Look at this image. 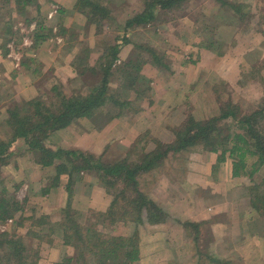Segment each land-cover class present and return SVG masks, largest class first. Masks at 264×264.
I'll use <instances>...</instances> for the list:
<instances>
[{
    "label": "rangeland",
    "instance_id": "rangeland-1",
    "mask_svg": "<svg viewBox=\"0 0 264 264\" xmlns=\"http://www.w3.org/2000/svg\"><path fill=\"white\" fill-rule=\"evenodd\" d=\"M93 1L99 2V4L105 6L106 9L109 10L110 18L108 21H104L103 26L100 28H96L94 24L88 26L87 18L75 9L76 0H53L52 2H48V0L37 1V5L38 2H43L44 6H46L47 3L52 4L50 6L52 12L48 13L47 18H51L52 15L56 14L59 10L64 12L60 17L62 20L58 28H52V37H50L51 41H49V44L53 46L51 47L53 64L55 60L59 62L58 71H56V76L49 74L46 75V78L42 77L45 79H41L40 82H38L39 86L37 85L38 87H35V94H32V96L34 95L33 98L22 99V96H20L19 101L8 99L5 105L4 116L0 117V141H6L10 134L11 128L7 124V120L9 119L7 110L14 108L16 106L15 104L18 103L17 105L19 106L16 107H19V110L23 106V102L26 103L36 99L40 100L43 105H49L52 101L55 102V92L52 91L53 87L58 88L65 97L78 95V93H89V87L92 88L100 82L101 77L99 76L101 72L97 70L99 72L96 76H89L86 74L88 72H84V77H79L77 75L78 70L73 64L75 58L77 56L82 57L84 52L86 53V51H88L90 53L89 61L92 65L96 62L100 53H104V50L116 44L120 45L119 57L115 62V65L118 66L122 65L124 60L128 59L130 56L133 57V60H135V58L147 59L148 61L153 59L148 53H141L138 50H134L135 44L147 46L157 53V56L163 62L165 68L155 67L151 63H147L142 67V75L150 80L152 92L147 94L143 102L135 103L129 108L125 107L121 109L122 114L119 116H117L118 110L109 105L101 112L103 115L102 117L100 115L96 116V121L92 122L84 119L73 123L71 131L64 137H55V139H53L50 137L52 133L44 143L50 150L59 148L64 150H80L90 153L86 150V146H83L86 143L83 142V140L90 138L92 142L95 137H98L96 139L98 140L101 133H103L99 141H101V143L106 141L107 143L104 153L101 155L91 154L94 157H100L104 164H112L130 154V151L134 150L135 139L142 134L144 135L146 131L148 132L146 138L148 142L144 144L142 154L144 152H151L154 149V142L171 144L174 141L175 130L181 126L186 117L192 116L200 121L217 115L219 111L215 98L216 88L217 90L220 89L219 91H221L224 101L229 98L234 104L241 105L243 110L248 105H252L253 107H258L260 105L261 100L257 96L259 95L258 89H261V91L263 90L264 94V88L262 89L260 87L261 81L258 79L256 72L261 70L260 67H262V62L264 63V56L261 50L264 47L259 46L258 48H254V45L257 43L256 40L250 42L251 45L249 44L250 46L246 48V51H243V56L237 60L238 62H236L234 69L236 72L238 71V74L233 75V78L237 77L235 79L232 78L233 82L232 80H228L230 83L226 80H222L214 70L213 65L217 61L225 60L224 58L228 56V52L230 54H235L236 51L233 50L234 47L230 45L233 39H235V43H237L239 35H241L239 39L241 40L243 34L247 33L248 35L250 32H256L255 28L253 30V27L245 31L242 30L241 27L228 28L215 25L213 23L215 20L214 16H216V11L219 8V3H217L216 0H187L171 10L165 11L156 9V20L151 22L150 25L129 29L124 28L125 22L141 13L149 0ZM242 1L247 2L254 11V17L251 19L252 26L256 27L257 31H260V29L264 30V24L259 27L256 25L258 21H260V24L262 23L261 17L264 16V0ZM9 6L10 5H0V9H2L1 18L8 15ZM35 6L36 5L32 7L35 8ZM28 9L27 13L29 11V14H27V18H25V16L21 17L25 19V21L21 20V22L19 24L16 23L17 25L14 27L16 30L14 31L16 33L13 39L16 43H14V46L20 49V52L22 47L27 46L25 41L27 43L34 42V34L31 32V27H36L37 23L40 21H47H43L39 16L34 17L32 13L35 11H30ZM26 20L30 21L26 23ZM61 27L64 29V34L60 31ZM0 29L2 33L3 28ZM257 33L258 32H256V34ZM211 34H214L213 37L215 39L223 40L225 46L223 50L225 51L222 55H218L216 52L208 50L207 48H197L195 46L201 43L202 40L205 42L208 41V37L211 36ZM0 38L2 39L1 46L3 47L6 43V35ZM17 39L21 40L20 43H18ZM122 39L125 40V43H123L124 40ZM204 51L208 53V57L202 59V56L199 54ZM70 64L75 71L72 77H69L67 74L70 69ZM84 65L86 66V64ZM84 65L83 67L79 66V71L84 68ZM260 73L264 75V70L262 69ZM119 84L120 81L118 76H113L109 84L111 91L114 92ZM227 85L230 87L229 89H231V91H229V89L228 91L226 90L225 86ZM118 93V95H121L120 92ZM15 94L17 95V93ZM11 97L12 95L10 94V98ZM134 108L139 109V112L135 113L133 110ZM115 125H118L120 130H115ZM149 126H151L150 130L146 128ZM68 128L69 127L54 133L66 131ZM163 133L164 136L166 135L165 137L160 136V134ZM80 143H82V145ZM142 146L143 144L138 147L141 148ZM135 150L138 149L136 148ZM9 153L10 155L5 159L6 164L0 167V182H2L0 183V199H5L10 204L14 201L20 205L22 204V211L15 214V218L0 222V233L23 237L26 246H30L31 249L36 252V264H58L65 257L73 256L74 248L64 243L62 230L54 225H59L63 222L65 215L64 211L68 205L70 214L78 224L90 229L96 228L104 237L109 235L111 237L126 238L134 232L135 226L129 219L126 222L117 221L113 225L107 222H103L102 224L103 218L97 220L96 215L104 214L110 207V204L105 211L101 212L86 209L88 206H85L80 198L75 197L77 193L74 194L73 187L70 195L66 193L67 202L65 206L63 201L61 208L55 209L53 204L49 202V198H45L46 195H42L41 192L47 185H50V179L55 175L54 168H43L36 164L37 161L34 155L28 150L27 146H25L23 140H21L20 144H14L13 147L11 146ZM198 154L200 155V152L199 149L196 148L189 152L171 155V159L166 160L165 164L158 168L155 174H153L154 172L151 173V175H155V180L164 177L165 181L161 182L156 187L155 192H152V182L142 177L140 185L141 191H143L145 195H149L151 199H155L154 201L160 203L165 211L172 215L177 214L175 209L181 213L184 212L185 215H191L193 209L191 205L190 209H187L188 197H191L196 191H202L201 189H205L206 196L211 199V203L218 204V198L213 197L216 196L217 193H214L213 189L206 185L205 188H198V186L200 187V185L203 184L202 182L200 183L199 180L203 177V182L207 179L208 183H223L228 185V180H230L228 170L232 162L227 157V159H229L228 162H224L225 164H218L219 169L215 175L214 171L209 170L210 168L208 166L207 169H202L198 172L194 170L195 165L200 159ZM211 154L212 155L209 157L212 159L206 161L208 165H210L213 159H216L215 156H218V153ZM130 156H132L133 159H137V156L134 158L133 154ZM252 162L253 160H250L249 164ZM220 167L223 169L220 170ZM32 169H37L39 174L36 175V172L31 174L30 172ZM84 174L88 175L87 182L94 181L98 187L104 190L101 187L102 185L99 184L96 176L92 173L87 174L81 172L73 174L71 180L74 184L77 181L81 182ZM68 178L69 177L65 174L61 175L58 185L64 184L66 186ZM180 183L184 185V191H179L178 193L171 190L178 185L181 186ZM167 186H170L171 189L164 192ZM77 189L79 192L82 191V187L80 186H78ZM176 190L178 191V188H176ZM94 199H96V197H93V201ZM179 200H185V203H181ZM160 201H164L165 203ZM110 202L111 198L109 197V203ZM176 202L177 206L174 205ZM215 204L212 205L215 206ZM51 208L55 210V212L52 213L53 215L42 214L44 212L51 213ZM212 208L213 207L209 210H212ZM214 209L212 212L222 211V209L218 207H214ZM94 225H96V227H94ZM162 228L152 227L151 230L144 231L141 234L139 233L140 249L143 248L145 256L143 263L148 264L149 260L147 256L153 253L152 243L157 241L163 242V239L167 240L170 238L167 235L168 233L164 235L163 232H160ZM34 234H37L38 237H34ZM172 239H177L175 233L172 234ZM204 241L205 235L203 233L200 239L201 248L203 247ZM178 246L181 248L176 250L180 256L178 257L179 260L182 259L186 264H194L195 258L192 256L194 253V245L192 240L187 238L185 232H182L179 237ZM157 250L158 249H156L155 252ZM156 253H160V251ZM165 253V258L162 261L169 263L170 259L167 257V250ZM59 254L60 257L58 261L52 263V257H57ZM161 257H163V255H161ZM234 262L238 264L241 263L236 259ZM149 264H152V261L149 262Z\"/></svg>",
    "mask_w": 264,
    "mask_h": 264
},
{
    "label": "trees",
    "instance_id": "trees-1",
    "mask_svg": "<svg viewBox=\"0 0 264 264\" xmlns=\"http://www.w3.org/2000/svg\"><path fill=\"white\" fill-rule=\"evenodd\" d=\"M37 1L0 0V5H13L17 13L26 15L29 7L34 5L38 7ZM52 1L48 0V2ZM185 1L187 0H149L141 13L125 22L124 28L148 26L156 20V9L171 10ZM216 2L219 3V8L214 16L215 25L228 28L241 27L245 31L253 27L264 37V30L257 31L251 24L254 11L247 2L242 0H216ZM75 9L87 18L88 26L94 24L96 28H100L104 21L110 18L109 10L97 1L76 0ZM261 19L262 23L258 21L257 27L264 24V16ZM60 31L64 34V29ZM213 36L214 34H211L208 41L202 40L195 46L207 48L222 55L225 51L223 50L224 42ZM39 41L41 36L36 32L33 44L37 45ZM235 44L233 39L230 45L234 47ZM134 50L148 53L153 59L148 61L135 58L133 60L130 56L122 65H115L120 53V45L116 44L104 50V53H100L94 65H91L90 53L86 51L82 57L77 56L73 64L78 70L79 77H84V72H88L86 74L89 76H96L99 71L101 72L100 82L92 88L89 87V93L65 97L58 88L53 87L55 102L43 105L36 99L26 103L21 102L23 106L20 110L16 107L19 106L18 103L14 108L7 110L9 116L7 124L11 131L6 141H0V167L6 164L5 159L10 155L11 146L23 140L25 146L34 155L36 164L43 168L53 167L55 170V175L50 179V185L41 191L42 195H47L52 189H56L59 186V178L63 174L69 177L65 190L70 195L74 185L71 176L81 172L92 173L111 198L110 207L104 214L96 215L97 220L103 218L102 224L107 222L113 225L117 221L126 222L129 219L135 226L134 232L126 238L109 235L104 237L98 229H90L78 224L70 214L68 205L64 211L63 222L55 226L62 230L64 243L74 248V254L65 257L58 264H142L141 260H144L145 256L141 257L139 233L151 230L152 227L185 232L194 245L192 255L195 258L194 264H238L234 262V259L228 260L212 254L211 225L216 219L197 223L183 221L180 215H171L160 203L141 191V178L144 175L156 173L166 160L171 159V155L189 152L196 148L199 149L200 154L218 153L216 164L223 163L228 157L232 162V178H244L249 181V184L241 186L238 191L235 190L233 196L235 200L237 199L238 211L243 209L242 206L245 204L256 214L257 219L250 222L248 230L250 234H253L255 230L260 229L264 257V94L258 107L248 105L243 110L241 105L234 104L229 98L224 101L220 89L216 88L215 98L219 111L217 115L200 121L192 116L186 117L181 126L175 130L174 141L171 144L154 142V149L142 154L144 144L148 142L146 131L134 141V150L137 148L139 152L138 150L130 151L125 158L112 164H104L100 157H94L91 153L59 148L50 150L44 145L49 135L79 120L96 121V116L102 117L101 112L109 105L118 110L117 116H119L122 114L121 109L129 108L146 99L152 89L150 80L142 75V67L147 63L163 68L165 65L157 53L147 46L135 44ZM83 65L84 68L79 71V66L83 67ZM260 69L256 73L264 88V75L260 73L262 69L264 70L263 62ZM115 75L118 76L120 84L112 92L109 84L110 79ZM225 87L227 91L230 88L228 85ZM118 92L121 95H118ZM133 110L135 113L139 112L137 108ZM141 144L143 146L139 148ZM131 154L134 158L137 156V159H133ZM250 160L253 162L249 164ZM241 196L245 199L244 201L239 199ZM21 211L22 204L16 201L10 204L7 200L0 199V222L15 218V214ZM203 233L205 241L201 248L200 239ZM34 237L38 235L34 234ZM165 241L167 245V240ZM36 258V252L30 246H26L23 237L0 233V264H36Z\"/></svg>",
    "mask_w": 264,
    "mask_h": 264
},
{
    "label": "crops",
    "instance_id": "crops-1",
    "mask_svg": "<svg viewBox=\"0 0 264 264\" xmlns=\"http://www.w3.org/2000/svg\"><path fill=\"white\" fill-rule=\"evenodd\" d=\"M51 5H52L51 3L49 4L47 3V5L44 6L43 2H38V7L35 6V8L30 7L28 9L30 11H35L34 13H32L34 17L39 16V18H41L43 21L46 20L47 21L46 22L40 21L37 23L36 27L33 26L31 27L32 28L31 32H33L34 35L36 32H38V34L41 36V41H39L37 45H34L33 44L34 42L33 43L31 42L28 43L26 47L25 46L22 47L21 52L19 54L20 58L19 57L14 58L13 52L9 49V45L10 44L14 45L15 43V40H13L16 36V33L14 32L16 30L14 27H16V25L19 24L21 20L25 21V19H22L21 17L25 16V18H27L26 16L27 14H29V11L28 13H26V15H21L17 13L13 5H10L8 8V15L2 18L0 17V26H2L0 28H3L2 33H1L2 30L0 29V37L6 35L5 38L6 43L3 47L1 46L2 39L0 38V117L4 116L5 105L8 99L19 101L20 96H22L21 97L22 99L24 98L31 99L34 96V95L32 96V94L33 93L35 94V90H36L35 87L39 86L38 82H40L41 79H45L46 75L49 74L56 76V71H58L57 68L59 66V62L55 60V63L53 64V54L51 52V47L53 46L49 44V41H51L50 37H52V28L55 27L58 28L59 23L62 20L60 17L61 15L64 14V12H62V10H59L56 14L52 15L51 18H47L48 13L52 12L50 7ZM1 11L2 9H0V15H1ZM29 21L30 20H26V23H28ZM62 28L63 27H61V29ZM240 36L241 35L238 36L237 43L233 48V50L236 51L235 54H230L228 52V56L224 58L225 60L217 61L213 65L214 70L224 81L232 80L233 82V79L237 78V77L233 78L234 74L236 75L238 74V71L236 72L234 69L235 64L236 62H238L237 60L243 56V51H246V48L251 45L250 44L251 41L256 40L257 42L254 45V48H258L259 46L264 47V37H262L258 33L256 34V32L255 33L250 32L248 33V35L247 33L243 34L241 40H239ZM20 41L21 40L19 39L18 43H20ZM261 50L264 56V48ZM199 55L202 56V59L208 57V53L205 51L201 52ZM17 59H19V61H17ZM74 72H75L74 68L70 64V69L67 72L68 76L72 77V74H74ZM260 87L263 89L261 84ZM258 92L259 95L257 96L261 100L263 97V90L261 91V89H258ZM15 93H17V95ZM10 94L12 95L11 98H10ZM143 109L146 110L145 108ZM72 126L73 124L70 125L66 131L64 130L57 133H53L50 137H52L53 139H55V137H61V136L64 137L68 132L71 131ZM146 128L150 130L151 126ZM116 129L120 130V127L118 125H115V130ZM102 134L103 133H101L100 138L102 137ZM160 136H164V133L160 134ZM97 138L95 137V139L92 142L90 141V138L83 140V142H86L85 145L83 146H86V150L88 152L93 153L95 155H101L104 153L107 143L106 141L104 143H101V141H99L100 138L96 140ZM20 143L21 140L15 142L14 144H20ZM80 144L82 145V143ZM211 155H212L211 153L200 154L199 162L195 165L194 170L200 172L202 169H207L208 166L210 168L209 170L214 171V175H215L219 169L218 164H216V160L218 156H215L216 159H213L214 161L212 160L213 162L211 161L210 165H208L206 161L212 159L211 157H209ZM228 160L229 159H227L226 157V160L224 162L227 163ZM214 165H216L215 168H213ZM231 166L232 165L230 164V168L228 170V176L230 178V180H228L229 183H227L228 185L223 183H215V184L210 182L208 183L207 179L205 180V182H203L204 181L203 177H201V179L199 180V182L200 183L202 182L203 184L200 185V187L198 186V188H205L206 185L211 187L214 193H217V195L213 197L218 198L217 199L219 200L218 204L211 203L210 201L211 199L208 196L206 197L205 189H201L202 191H196L194 194H192L191 197H188L189 199H188L187 209H190V205H191V208L193 209L191 215L188 214L185 215L184 212L181 213L176 209L175 211L177 215H180V219H182L183 221L189 220L195 223L218 218L211 226V232L213 237V244L211 250L213 255L216 254L217 256H221L222 258L228 260L236 259L240 261L241 264H264L263 240L261 238L262 233L260 229L255 230L253 234H250L248 230L250 222L255 221L257 219V216L251 209H249L248 205L245 206V204L242 206L244 208L239 209L238 211V209L236 208L238 206L237 199L235 200V197L233 196L235 190L238 191L241 186L249 184V181L244 178L241 179L232 178ZM221 169L223 168L220 167V170ZM34 172H36V175L39 174L37 169H32L30 173L32 174ZM151 173L146 174L143 177L147 178L148 180H150V182H152L151 183L153 184L152 192H155L156 187L165 180L164 177L163 178L160 177L155 180L154 178L155 175L153 176V174L155 173H153L152 175ZM87 176L88 175L84 174L83 178L81 179L82 181L81 180H80L81 182L77 181L74 184L73 186L74 194L77 193L75 197L80 198V200L83 201L85 206L86 205L88 206L86 209H91L97 212L105 211L108 205L110 204L109 197L107 196L104 190H102L100 187L96 185L94 181L87 182L88 181ZM78 186L82 187L81 192L78 191L77 189ZM181 186L184 188L183 184H181ZM181 186L178 185L176 187L178 188V191L176 190L175 187L171 189L170 186H167L164 192H167L169 191V189H171L172 191H176L179 193V191L185 190V188L183 189ZM64 188L65 185L61 184L56 189H52L50 193L45 196V198H49L48 199L49 202L53 204L55 209L61 208L62 206L61 204L63 201H64V206L67 202V194ZM203 196L204 198H202ZM93 197H96L94 201H93ZM239 199L242 201L245 200L243 196H241ZM185 200H179V202L185 203ZM160 202L165 203L164 201H160ZM212 204H215V206H213ZM174 205L177 206V202ZM211 207H213L212 210L214 209V207H218L222 209V211L212 212V210H209ZM235 208L237 210H235ZM50 210L51 213L44 212L42 214L46 215L55 212L53 208H51ZM160 232H163L164 235L165 233L166 234L168 233L167 235L171 239L170 238L167 239L168 246L165 244L166 241L164 239L163 242L157 241L155 243H152L153 253L147 256L149 260L148 264L151 261L152 264H186V262L182 261V259L179 260L178 257L180 256L176 252V250L181 249L179 248L178 243H179V237L181 236L183 231L176 229H164L163 227ZM173 233H175L177 236L176 240L172 239ZM156 246L159 248V250L157 251H160V253H156L157 251L155 252V250L158 249ZM162 250L164 251L162 252ZM166 250H167V257L171 261V262L169 261V263L166 261H162L165 258ZM140 251H141V257L143 258L144 256L143 248H141ZM161 255H163V257H161ZM59 257L60 254L57 257L56 256L52 257L51 262L52 263L57 262ZM141 262L142 264H145L143 263V260H141Z\"/></svg>",
    "mask_w": 264,
    "mask_h": 264
},
{
    "label": "built area",
    "instance_id": "built-area-1",
    "mask_svg": "<svg viewBox=\"0 0 264 264\" xmlns=\"http://www.w3.org/2000/svg\"><path fill=\"white\" fill-rule=\"evenodd\" d=\"M25 44L28 45V43L25 41ZM9 49L13 52L14 58L19 57L20 54V49L15 48L14 45L10 44L9 45ZM16 49V50H15ZM17 61H19V59H17Z\"/></svg>",
    "mask_w": 264,
    "mask_h": 264
}]
</instances>
